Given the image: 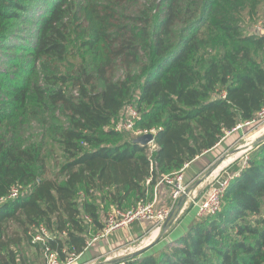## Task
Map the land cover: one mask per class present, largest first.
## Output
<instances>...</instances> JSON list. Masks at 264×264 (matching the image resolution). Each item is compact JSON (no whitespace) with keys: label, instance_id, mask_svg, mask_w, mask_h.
Segmentation results:
<instances>
[{"label":"trees","instance_id":"obj_1","mask_svg":"<svg viewBox=\"0 0 264 264\" xmlns=\"http://www.w3.org/2000/svg\"><path fill=\"white\" fill-rule=\"evenodd\" d=\"M125 1L0 0V62L31 53L16 79L0 68V264H46L47 249L63 264L78 259L112 209L150 200L162 175L264 108V36L244 26L264 0H144L136 14ZM31 17L35 39L18 40ZM117 62L119 80L109 76ZM131 103L136 130L156 131L152 157L133 132L115 129ZM34 122L47 129L29 142ZM48 141L62 159L52 177ZM228 175L215 217L120 264H264V139ZM42 227L54 235L46 245L34 242Z\"/></svg>","mask_w":264,"mask_h":264},{"label":"crops","instance_id":"obj_2","mask_svg":"<svg viewBox=\"0 0 264 264\" xmlns=\"http://www.w3.org/2000/svg\"><path fill=\"white\" fill-rule=\"evenodd\" d=\"M234 133H236V131L228 134L218 146L198 157L185 167L184 176L188 187L191 186L192 183L194 185L201 174L211 168L218 158H221V156L224 158V155L228 154L227 152L232 145L236 143V135L240 132H237L238 134ZM248 151H243L244 153H242L239 158L248 153ZM236 161L237 160H234L232 163H229L220 171L223 170V173L228 174V170L236 164ZM216 173L215 171L213 175ZM196 190L194 192H196ZM148 195L150 196V200H155L158 206L171 205V197L168 189L164 185H154L149 189ZM135 202L136 200H132V202L126 203L125 206H132ZM196 212V206L192 208L190 200L188 199L187 201L184 198L178 204V217L174 220L173 224L169 226L168 230L164 231L156 227L153 223H135L127 230L117 232L109 238L100 239L92 243V245L88 246L86 251L78 257L75 264H97L99 260L102 259V263L99 264H120L126 260L127 257L141 250H144L143 253H145L151 249H162L168 243L177 240L188 231L193 222L198 218ZM156 231V236L151 238Z\"/></svg>","mask_w":264,"mask_h":264},{"label":"built area","instance_id":"obj_3","mask_svg":"<svg viewBox=\"0 0 264 264\" xmlns=\"http://www.w3.org/2000/svg\"><path fill=\"white\" fill-rule=\"evenodd\" d=\"M252 33L259 36H264V20L256 26H253ZM262 116H264V108L257 114L256 118L259 119L262 118ZM139 118L140 114L136 105L134 103L129 104L126 117L115 127L116 131L133 132L136 137L146 134H153L156 137L155 130H136V123L138 122ZM256 118L252 121L246 122L245 125L251 126L252 123L257 120ZM243 127L244 126L242 125H238L237 129L240 130ZM148 146L150 149V157H152L153 153L157 149L155 140ZM184 170L185 168L177 173L162 175L157 183L158 186L164 185L168 189L169 195L171 197V205L158 206L155 200L151 201L148 198H143L136 204V206L131 209L123 210L120 208H114L106 215L103 231L97 237L90 239L89 246L100 239H106L117 232L127 230L135 223H153L160 229H163L164 224L168 220H170L169 225L173 224V218L176 210H178V204L182 199L185 198L189 190V187L185 182ZM226 175V178L223 177L220 182H217L219 183L218 185L211 186L209 194L197 210V216L199 218L207 217V215L215 216L221 209L222 199L225 191L233 180L232 176H229L228 174ZM150 183L151 179L148 180L147 184L149 185ZM16 196L17 190H14L11 197L15 198ZM53 236L54 235L51 234L46 228L42 227L36 232L34 242L46 245L48 238H52ZM45 258L46 264H63L60 261L58 255L49 249L46 250ZM76 260L77 259L71 258L68 263H75Z\"/></svg>","mask_w":264,"mask_h":264},{"label":"rangeland","instance_id":"obj_4","mask_svg":"<svg viewBox=\"0 0 264 264\" xmlns=\"http://www.w3.org/2000/svg\"><path fill=\"white\" fill-rule=\"evenodd\" d=\"M37 4L38 3H34L31 6L33 8H39V9L42 8V7H39V5H37ZM143 4H144V0H127V1H125V8H129V11H127L128 14H130V13L136 14L135 11L138 10L139 8H141V6ZM256 18H259V19H256ZM31 20H32L31 22H25V23H23L21 25L22 32H19V34H17L18 40L21 41V38H25V40L35 39V35L37 33V25H36V23L38 22L39 19L31 17ZM263 20H264V9L259 13L258 16L253 17L251 20L248 19L245 22L244 26H246V29L248 30L247 34L248 35L249 34H253L252 33L253 26H256L257 24L263 22ZM253 35H255V34H253ZM15 54H17L19 59L16 60L15 58H13V60L15 61L14 65L0 62V68H2L4 70H7L10 74L12 73V77L14 79H16L18 76H22L23 75L21 70H23L24 67L21 65V62L22 61L29 62L31 60V53L30 52H27V51H25V52H15ZM20 58L22 60H20ZM19 62H20V65L18 66ZM26 62H22V63L24 65H26L27 64ZM76 62H77V65H78L81 61L78 60ZM17 71L19 72L18 76L15 75ZM125 75H126V73H125L123 67L121 66L120 62H117L115 67L112 70L109 71V76L113 77L115 80L123 79ZM99 88H100V86H98V89ZM68 94L70 96H74V97L78 96V92L76 90H74V89H69V93ZM5 99H7L5 96L1 97V95H0V103L4 102ZM128 106H127V108H128ZM127 108H126V114H127ZM60 120L64 121L63 118H60ZM49 122H51V121H49ZM245 124H246V122L240 124V125L244 126L240 130L237 129V127H236L232 131V132L236 131V133H234V134H238L237 132H240V133L238 135H236L237 136L236 143H234L232 145L230 150L227 152L228 154H225L224 158H223V156H221V158H218V160L215 162V163L219 162V164H218V166H217V168L215 170L217 173L213 175V173H215V171H214L212 174H209L210 168L208 170H206L205 172H203L201 174V176L199 177V178H204L202 183H201V185L197 189L199 191L196 190V192H194L192 195H189V196L185 197L186 200H188V199L190 200L192 208L194 206H196V208L198 210L199 206L203 203L204 199L209 194L211 186L218 185L219 183H217V182H220V180L224 176H226L227 173H223L222 172L223 170L220 171L222 168L219 171H217V170H218L219 167H221L224 164V162L228 158L236 156L241 151H245V146L247 144H249L251 142H256L259 139L264 138V116H262V118L257 119L254 123H252L251 126H247ZM45 129H47V127L42 126L41 123H39V124L36 123V122L32 123L31 126L28 129L27 134H26L27 140L29 142H32L33 141L32 137L41 136ZM232 132H230V133H232ZM230 133H228V134H230ZM46 148H47L46 150L48 152V166H49L48 170H49V173H50L49 177H52L55 174V172L57 171V169H58V165L57 164L62 162L61 152L59 151V146L56 145L55 143H52L51 141H48V144H47ZM51 149H53V153L52 154L50 153ZM254 149H256V146L254 148H252L251 150H249L248 153L244 154L242 157H240V158L237 157V159H234V160H237L235 163H237L239 161H242L245 158H247V155ZM232 162H230V163H232ZM199 178L197 180H199ZM197 180L195 182H197ZM191 186H193V183L191 184ZM191 186H189V188ZM263 208H264V206H263ZM107 211H108V209H106V212ZM215 216H208L207 215V217H215ZM177 217H178V210H176V212L174 214L173 221ZM207 217H204V218H207ZM27 253H28L29 256H33V257L39 256V254L36 253L35 249H33V248L27 249ZM43 260L44 259L42 257V262H43ZM102 261H103V259L99 260V262L97 264L102 263ZM67 264H69V263H67ZM72 264H75V263H72Z\"/></svg>","mask_w":264,"mask_h":264},{"label":"water","instance_id":"obj_5","mask_svg":"<svg viewBox=\"0 0 264 264\" xmlns=\"http://www.w3.org/2000/svg\"><path fill=\"white\" fill-rule=\"evenodd\" d=\"M263 139H264V138L259 139V140L256 141V142H251V143L247 144V145L245 146V151L251 150V149L254 148L255 146L259 145ZM154 140H155V136H154L153 134H146V135H143V136H140V137L136 138V140H135L134 142L137 143V144H140V145H142V146H148V145H149L151 142H153ZM218 164H219V162L215 163V164L210 168V170H209V174H212V173L216 170ZM203 179H204V178H199V180H197V182H196L193 186H191V187L189 188L188 193H187V195H186L185 197H187V196H189V195H192V194L194 193V191H195V190L201 185ZM169 223H170V220H168V221L164 224V226H163V230H164V231H165V230H168V228H169V226H170ZM143 251H144V250H141V251H139V252H137V253H134V254L130 255L129 257H127V259H129V258H133V257H137V256H139L140 254H142ZM103 264H113V263H103Z\"/></svg>","mask_w":264,"mask_h":264},{"label":"bare ground","instance_id":"obj_6","mask_svg":"<svg viewBox=\"0 0 264 264\" xmlns=\"http://www.w3.org/2000/svg\"><path fill=\"white\" fill-rule=\"evenodd\" d=\"M242 153H244V152L241 151V152L238 153L236 156L228 158V159L224 162V164H223L221 167L218 168L217 171H219L221 168L227 166L230 162L234 161V159H236L237 157H239ZM187 201H188V200H187ZM152 233H153V232H152ZM156 234H157V231L154 232L153 237H151V238H154V237L156 236ZM151 240H152V239H151ZM150 242H151V241H150ZM145 245H146V244H145Z\"/></svg>","mask_w":264,"mask_h":264}]
</instances>
